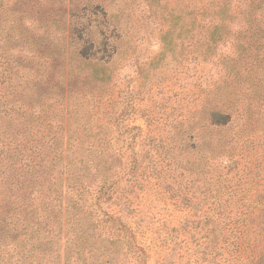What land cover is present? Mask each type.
I'll list each match as a JSON object with an SVG mask.
<instances>
[{
  "label": "trees",
  "instance_id": "16d2710c",
  "mask_svg": "<svg viewBox=\"0 0 264 264\" xmlns=\"http://www.w3.org/2000/svg\"><path fill=\"white\" fill-rule=\"evenodd\" d=\"M187 1L213 98L157 135L147 111H22V3L0 0V264H150L131 196L163 170L184 177L164 189L188 213L161 228L155 264H264V0ZM87 42L74 54L96 79L115 49Z\"/></svg>",
  "mask_w": 264,
  "mask_h": 264
},
{
  "label": "rangeland",
  "instance_id": "374dc122",
  "mask_svg": "<svg viewBox=\"0 0 264 264\" xmlns=\"http://www.w3.org/2000/svg\"><path fill=\"white\" fill-rule=\"evenodd\" d=\"M5 1L9 7L22 3L17 12L22 15V111H147L160 117L152 126L157 135H166L183 116L208 112L213 95L203 77L211 65L200 62L196 38L188 44L187 0ZM81 38L82 44L88 40L87 48L97 40L107 43L108 53L115 49L96 79L94 67L81 69L74 54L75 39ZM70 81L73 91L65 96ZM232 84L224 86L232 90ZM97 89L99 94L92 96ZM242 102L240 94L237 111ZM136 124L148 132L144 119ZM159 155L161 151L155 158L163 161L164 153ZM248 158L259 162L255 154ZM180 174L163 170V178L156 180L147 173L131 196L151 249L150 264L162 243L161 228L176 225L188 213L173 206L164 189V182L183 180Z\"/></svg>",
  "mask_w": 264,
  "mask_h": 264
}]
</instances>
